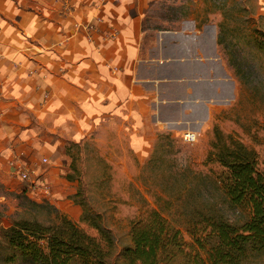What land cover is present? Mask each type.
<instances>
[{"label": "crops", "instance_id": "0c3cea01", "mask_svg": "<svg viewBox=\"0 0 264 264\" xmlns=\"http://www.w3.org/2000/svg\"><path fill=\"white\" fill-rule=\"evenodd\" d=\"M188 1L161 30L147 23L164 0H0L1 170L34 152L40 122L73 140L111 126L141 161L159 132L210 128L242 84L218 42L221 14Z\"/></svg>", "mask_w": 264, "mask_h": 264}, {"label": "rangeland", "instance_id": "374dc122", "mask_svg": "<svg viewBox=\"0 0 264 264\" xmlns=\"http://www.w3.org/2000/svg\"><path fill=\"white\" fill-rule=\"evenodd\" d=\"M182 1L164 0L163 9L152 15L156 18L147 26L171 28V20L186 14L190 1L184 0V6ZM202 1L206 12L221 14L219 33L222 31L224 43L220 45L242 84L238 99L220 107L212 126L202 130L193 144L185 143L179 132L175 137L172 131L157 133L153 153L144 161L134 156L130 143L111 126L73 140L66 128L55 135L51 125L40 122V140L34 143V152L23 158L24 163L36 168L31 181L21 180L13 167L0 170V230L20 217L51 224L66 216L89 235L98 237L95 229L80 219L79 207L69 200L79 188L77 181L66 179L72 172L66 147L74 143L81 144L72 153L78 156L83 188L90 204L103 213V225L114 239L108 264H124L121 254L133 245L132 224L149 210H157L182 236L181 249H171L159 264H191L185 253L196 251L206 257L194 238L195 232L197 237L202 235L197 226L200 213L220 215L233 224L249 218L248 209L233 206L225 196L219 182L223 168L208 155L217 128L225 139L231 137L253 149L258 170L264 173V51L248 39L254 28L264 32V14L257 13L261 8L259 0ZM246 19L250 22L246 23ZM222 22L224 27L220 28ZM247 25L249 28L243 29ZM0 264L37 263L10 249L0 236ZM242 264H264V256H250Z\"/></svg>", "mask_w": 264, "mask_h": 264}, {"label": "trees", "instance_id": "16d2710c", "mask_svg": "<svg viewBox=\"0 0 264 264\" xmlns=\"http://www.w3.org/2000/svg\"><path fill=\"white\" fill-rule=\"evenodd\" d=\"M221 27H224L223 22ZM248 28L249 25L243 26V29ZM221 33L219 44L224 43ZM248 39L258 50L264 51V32L254 28ZM215 133L216 140L208 158L212 155L223 168L219 182L229 202L248 209L250 216L241 224H233L220 215L200 213L197 226L202 235L197 237L195 232L194 238L206 257L198 251L185 253V256L190 257L191 264H242L250 256H264V173L258 170L257 154L253 149L231 137L225 139L217 128ZM80 146L74 143L66 147L72 171L66 179L79 183L69 200L79 207L80 219L95 229L98 237L89 235L66 216H60L51 224L20 217L2 227L0 236L8 247L37 264H71L75 260L80 264H108L107 259L112 255L114 239L103 225V213L90 204L77 166L78 156L72 153L73 148L79 150ZM131 236L133 245L121 254L124 264H159L164 254H169L171 249L179 250L182 245L180 231L157 210L146 211L134 221Z\"/></svg>", "mask_w": 264, "mask_h": 264}, {"label": "built area", "instance_id": "2783aa9c", "mask_svg": "<svg viewBox=\"0 0 264 264\" xmlns=\"http://www.w3.org/2000/svg\"><path fill=\"white\" fill-rule=\"evenodd\" d=\"M182 139L185 143L193 144L198 139V134L193 131H186L182 134ZM43 162H46V159H43ZM14 168L17 176L23 181H31L32 174H35L36 168L33 165H29L28 163H24L21 160L14 159L11 161V168ZM1 170V167H0ZM49 194V190H47Z\"/></svg>", "mask_w": 264, "mask_h": 264}]
</instances>
